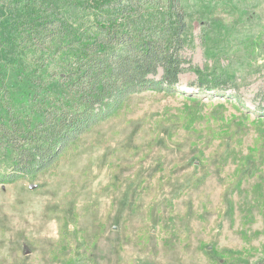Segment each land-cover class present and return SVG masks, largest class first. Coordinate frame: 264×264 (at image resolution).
Wrapping results in <instances>:
<instances>
[{"label": "rangeland", "instance_id": "1", "mask_svg": "<svg viewBox=\"0 0 264 264\" xmlns=\"http://www.w3.org/2000/svg\"><path fill=\"white\" fill-rule=\"evenodd\" d=\"M188 5L210 82L135 94L55 168L0 184V264L264 260V0Z\"/></svg>", "mask_w": 264, "mask_h": 264}, {"label": "trees", "instance_id": "2", "mask_svg": "<svg viewBox=\"0 0 264 264\" xmlns=\"http://www.w3.org/2000/svg\"><path fill=\"white\" fill-rule=\"evenodd\" d=\"M188 30V0H0V184L50 171L133 95L197 74Z\"/></svg>", "mask_w": 264, "mask_h": 264}]
</instances>
